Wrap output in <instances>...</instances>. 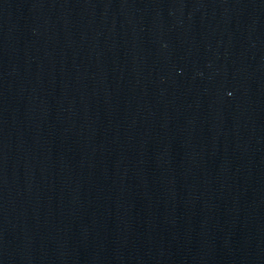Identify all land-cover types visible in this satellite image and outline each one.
<instances>
[{
    "label": "water",
    "instance_id": "1",
    "mask_svg": "<svg viewBox=\"0 0 264 264\" xmlns=\"http://www.w3.org/2000/svg\"><path fill=\"white\" fill-rule=\"evenodd\" d=\"M0 264H264V0H0Z\"/></svg>",
    "mask_w": 264,
    "mask_h": 264
}]
</instances>
